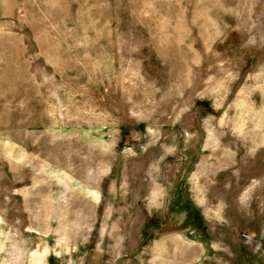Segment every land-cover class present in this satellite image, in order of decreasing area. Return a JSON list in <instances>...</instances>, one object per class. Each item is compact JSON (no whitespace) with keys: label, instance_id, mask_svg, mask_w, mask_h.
I'll return each instance as SVG.
<instances>
[{"label":"rangeland","instance_id":"374dc122","mask_svg":"<svg viewBox=\"0 0 264 264\" xmlns=\"http://www.w3.org/2000/svg\"><path fill=\"white\" fill-rule=\"evenodd\" d=\"M0 264H264V0H0Z\"/></svg>","mask_w":264,"mask_h":264}]
</instances>
